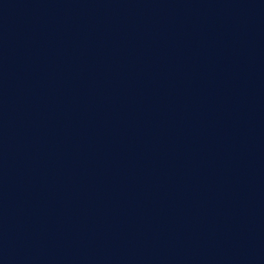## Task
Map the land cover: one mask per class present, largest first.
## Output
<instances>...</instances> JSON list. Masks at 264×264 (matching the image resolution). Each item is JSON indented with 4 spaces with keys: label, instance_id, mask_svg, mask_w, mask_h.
I'll return each instance as SVG.
<instances>
[{
    "label": "water",
    "instance_id": "95a60500",
    "mask_svg": "<svg viewBox=\"0 0 264 264\" xmlns=\"http://www.w3.org/2000/svg\"><path fill=\"white\" fill-rule=\"evenodd\" d=\"M0 264H264V0H0Z\"/></svg>",
    "mask_w": 264,
    "mask_h": 264
}]
</instances>
